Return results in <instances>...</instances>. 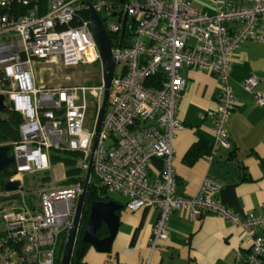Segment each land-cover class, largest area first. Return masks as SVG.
Returning a JSON list of instances; mask_svg holds the SVG:
<instances>
[{"label":"built area","instance_id":"2783aa9c","mask_svg":"<svg viewBox=\"0 0 264 264\" xmlns=\"http://www.w3.org/2000/svg\"><path fill=\"white\" fill-rule=\"evenodd\" d=\"M93 5L109 34L127 32L124 42L112 44L116 68L93 173L100 187L126 198V209L158 210L145 264L165 246L169 217L176 211L186 212L193 221L219 216L250 237L264 229V213L241 216L217 200L222 184L213 178L206 177L192 196L178 194L173 164V143L182 128L178 106L187 86L185 67L218 80L209 161L219 149L231 147L229 122L238 103L230 84L232 62L247 41L264 43V0L217 4L213 15L195 9L192 0H124L113 5L99 0ZM0 8V94L23 120L10 179L18 180L19 187L3 194H17L19 202L0 212V264H55L74 220L94 146L95 124L88 125V112L94 103L101 106L105 84L101 79L94 86L50 85L38 66L101 65V57L90 18L80 15L89 10L86 0H0ZM160 73L166 77L164 84L150 86L148 81ZM243 86L264 104V97L254 91L255 76L246 78ZM53 150L79 152L77 167L83 175L69 186L26 184V174L51 169ZM154 158H161L163 166L156 180L149 175ZM52 173L57 180L66 177L61 163ZM231 264H264V238L254 237L248 253L237 250Z\"/></svg>","mask_w":264,"mask_h":264},{"label":"crops","instance_id":"0c3cea01","mask_svg":"<svg viewBox=\"0 0 264 264\" xmlns=\"http://www.w3.org/2000/svg\"><path fill=\"white\" fill-rule=\"evenodd\" d=\"M250 0H192L195 9L209 15L216 13L217 4L249 5ZM187 86L178 106L181 130L174 140L173 164L176 169V191L183 196L196 194L206 177L222 184L215 198L241 216L264 213V104H258L254 92L243 82L249 76L258 79L254 90L264 97V43L247 41L234 56L230 84L237 106L229 122L230 148L212 154L214 116L218 106L217 77L185 67L182 70ZM196 146V147H195ZM199 148L203 153L189 163V153ZM162 159L154 158L149 167L152 180L162 173ZM120 225L109 252L90 245L85 254L88 264H145L150 256L149 240L159 212L143 207L137 211L123 208L118 212ZM169 237L165 246L151 256V264H231L237 250L250 251L252 239L264 238V229L254 236L215 215L198 221L186 212L176 211L169 217Z\"/></svg>","mask_w":264,"mask_h":264},{"label":"water","instance_id":"95a60500","mask_svg":"<svg viewBox=\"0 0 264 264\" xmlns=\"http://www.w3.org/2000/svg\"><path fill=\"white\" fill-rule=\"evenodd\" d=\"M86 3L90 11L91 32L95 39L101 57V71L102 78L105 84V92L102 104L98 110V115L95 123V141L89 160V168L87 170L85 185L78 199L74 220L67 233L61 256V264H71L72 262L75 245L81 228L83 212L86 205L88 188L93 172L94 152L97 147L103 119L107 110L112 80L116 68V61L114 59L112 51V41L105 25L104 19L95 9L91 0H86ZM6 107L7 105L5 104V96L0 94V109L5 110ZM15 164V157L10 153V147L0 146V173L4 169L14 168ZM18 187V180L9 181L5 185V190L11 192L17 190ZM122 209L123 205L115 200H109L107 202H92L89 218L84 229L83 240L86 243L94 246L98 251L109 252L120 225V216L118 212ZM102 227L106 228L108 235L100 238L98 236V231Z\"/></svg>","mask_w":264,"mask_h":264},{"label":"trees","instance_id":"16d2710c","mask_svg":"<svg viewBox=\"0 0 264 264\" xmlns=\"http://www.w3.org/2000/svg\"><path fill=\"white\" fill-rule=\"evenodd\" d=\"M97 1L99 0H91L93 4H95ZM102 1H104L106 4H111V5H113V3H123L124 2V0H102ZM1 13H3L2 8H0V14ZM80 15L85 17V19L88 20L90 18V11L88 9L82 10L80 12ZM126 36H127V32L125 31L123 34L118 35V36L112 35L110 33V38H111L113 46H117L120 44L119 39L121 40L120 42H124V39ZM96 65L99 66V64H96ZM165 80H166V77L160 73L157 76L151 78L150 81H148V84L150 86H154L155 88H157V87H160L162 84H164ZM99 83H101V78H100ZM98 108H99L98 104L94 103L92 104L88 112L87 122H88V125H90V127L94 126L96 122L97 115H98ZM22 122L23 120H22L21 114L17 112L16 110H14L12 106L7 104V107L5 110L0 109V146H9L10 152L13 151L15 144L19 143V141L21 140L20 126ZM202 154L203 153L201 152V149L194 148L189 153V158H187V161L189 163H193ZM79 156H80V153L77 151L73 152V151H54L53 150L51 152L52 166L55 167L58 163H63L66 168V179L63 180L61 184L59 185L69 186L75 183L77 180H79L80 176L83 175L82 171L77 167V160ZM51 171L52 170L45 171L43 173H38V174L36 173L31 176L32 179L29 181L38 180V182L42 185H53V184H50L53 180ZM14 172L15 171L13 168H7V169H4L0 173V212L6 206L10 205L11 203L19 202V196L17 194H11L10 196L3 195L6 192L5 185L7 182L10 181ZM25 179H26L25 183H32V182H28L27 177ZM84 183H85V176L83 178V185ZM111 199L112 197L106 191V189L98 185V181L93 174L89 188H88L86 207L83 212L81 228H80L78 239L75 245L71 264H88L85 260V254L90 245L83 240V234H84L85 225L89 218L91 203L94 201L107 202ZM107 235H108V232L105 227H102L98 231V236L100 238H103ZM62 252H63V246L57 251L55 255V264H61Z\"/></svg>","mask_w":264,"mask_h":264},{"label":"rangeland","instance_id":"374dc122","mask_svg":"<svg viewBox=\"0 0 264 264\" xmlns=\"http://www.w3.org/2000/svg\"><path fill=\"white\" fill-rule=\"evenodd\" d=\"M190 43H194V40H190ZM38 68L40 69L38 72L41 78H44V81L49 83L50 85H55V86H85V85L94 86L100 82V78L102 79L101 67L100 65L98 66L96 64L67 68V67L62 66L61 64L43 63V64H40ZM98 107H100V105ZM40 173H43V172H40ZM31 176H32L31 174H26L24 176L23 178L24 181H26L25 178L27 177L28 182H32V183H26V184L31 185V186H34V184L35 186L42 185L38 182V180L29 181L32 179ZM92 176H91V179H92ZM52 179L53 180L50 184L58 186L59 184H61L63 180L66 179V177L63 179L57 180L54 177V174L52 173ZM109 194L112 197V199L117 200L121 202L122 204L126 203V198L121 193L113 192ZM11 205H13V203L6 206L5 208ZM3 229L4 227L0 222V232H2Z\"/></svg>","mask_w":264,"mask_h":264},{"label":"clouds","instance_id":"9594fccd","mask_svg":"<svg viewBox=\"0 0 264 264\" xmlns=\"http://www.w3.org/2000/svg\"><path fill=\"white\" fill-rule=\"evenodd\" d=\"M100 67H101V65H100ZM102 79H103V78H102ZM101 104H102V103H101ZM95 123H96V122H95ZM10 153L12 154V152H10ZM58 164H60V163H58ZM58 164H57V165H58ZM61 164H63V163H61ZM15 165H16V164H15ZM51 165H52V164H51ZM57 165H56V166H57ZM63 165H64V164H63ZM56 166H55V167H56ZM55 167L51 166V169H50V170H53ZM64 167H65V166H64ZM88 168H89V167H88ZM13 169H14V171H15V167H14ZM65 170H66V168H65ZM47 171H48V170H47ZM39 173H40V172H39ZM14 174H15V172H14ZM14 174H13V175H14ZM93 174H94V173L92 172V175H93ZM33 175H34V174H33ZM84 176H85V175H83V178H84ZM86 176H87V172H86ZM86 176H85V181H86ZM90 182H91V181H90ZM82 183H83V181H82ZM84 185H85V183H84ZM84 185H83V188H84ZM52 186H55V185H52ZM59 186H62V185H59ZM7 192H8V191H7ZM111 200H113V199H111ZM115 201H116V200H115ZM77 203H78V202H77ZM119 203L122 204L121 202H119ZM122 205H123V204H122ZM76 207H77V205H76ZM85 207H86V205H85ZM123 208H126V207H125V204L123 205ZM75 213H76V212H75ZM68 230H69V229H68ZM67 233H68V231L66 232V236H65V239H64V242H63V245H62L63 247H64V244H65V241H66Z\"/></svg>","mask_w":264,"mask_h":264},{"label":"flooded vegetation","instance_id":"af4514ba","mask_svg":"<svg viewBox=\"0 0 264 264\" xmlns=\"http://www.w3.org/2000/svg\"><path fill=\"white\" fill-rule=\"evenodd\" d=\"M6 104V103H5ZM7 105V104H6Z\"/></svg>","mask_w":264,"mask_h":264}]
</instances>
